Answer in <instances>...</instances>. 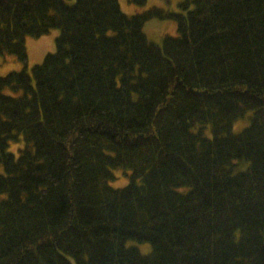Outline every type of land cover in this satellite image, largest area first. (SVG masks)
Listing matches in <instances>:
<instances>
[{
	"label": "trees",
	"instance_id": "trees-1",
	"mask_svg": "<svg viewBox=\"0 0 264 264\" xmlns=\"http://www.w3.org/2000/svg\"><path fill=\"white\" fill-rule=\"evenodd\" d=\"M179 6L0 0V264H264V0Z\"/></svg>",
	"mask_w": 264,
	"mask_h": 264
},
{
	"label": "rangeland",
	"instance_id": "rangeland-1",
	"mask_svg": "<svg viewBox=\"0 0 264 264\" xmlns=\"http://www.w3.org/2000/svg\"><path fill=\"white\" fill-rule=\"evenodd\" d=\"M181 1L183 0H147L144 5H136L135 3H128L126 0H119V3L123 12L126 14H134L141 13L153 6L171 11H180L179 3ZM144 31L150 40L159 43L164 36H175L177 34L176 22L169 19L150 18L144 24ZM58 35L59 30L53 28L48 33L37 38L26 37L25 45L28 52L29 70L33 64L41 63L47 52L55 51V39ZM21 68L22 65L14 55H0V75H5L10 71H18ZM5 93L16 95V93L9 89H6ZM114 173L116 178L109 182L111 186L122 187L127 184L128 176L124 173L123 169H115ZM140 249L144 253H147L150 250V246L145 243L140 245Z\"/></svg>",
	"mask_w": 264,
	"mask_h": 264
}]
</instances>
